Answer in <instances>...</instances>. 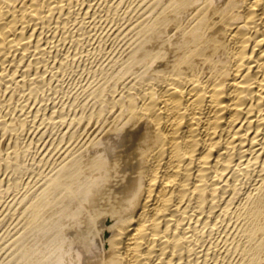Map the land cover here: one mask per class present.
Segmentation results:
<instances>
[{
  "label": "bare ground",
  "instance_id": "obj_1",
  "mask_svg": "<svg viewBox=\"0 0 264 264\" xmlns=\"http://www.w3.org/2000/svg\"><path fill=\"white\" fill-rule=\"evenodd\" d=\"M12 207L32 238L52 212L82 216L53 264H264V0H0Z\"/></svg>",
  "mask_w": 264,
  "mask_h": 264
},
{
  "label": "rangeland",
  "instance_id": "obj_2",
  "mask_svg": "<svg viewBox=\"0 0 264 264\" xmlns=\"http://www.w3.org/2000/svg\"><path fill=\"white\" fill-rule=\"evenodd\" d=\"M94 64H96V63H94ZM76 68H75V72H69L68 74H65V76H64V84H63V86H62V89L61 90H63V91H65V90H68L67 91V93H68V95H75L76 96V92L77 93H79L82 89H84L83 87H85V85L86 84H88L89 83V81L91 82V78H90V74H87L88 73V70L86 69V67H87V65L84 63V62H82V63H79V65L78 66H75ZM80 69V70H79ZM82 69V70H81ZM87 70V71H86ZM84 71V72H83ZM83 73V74H82ZM88 75H86V74ZM77 74V75H76ZM72 75V76H71ZM67 76V77H66ZM85 76V77H84ZM72 77V78H71ZM76 79V80H75ZM77 81H79V82H77ZM85 81V82H84ZM87 81V82H86ZM83 84H81V83ZM66 83V84H65ZM79 83V84H78ZM84 83H85V85H84ZM76 84H78V85H76ZM81 85V86H80ZM70 86V87H69ZM81 89H80V88ZM64 88V89H63ZM70 89H71V91H70ZM77 90V91H76ZM70 91V92H69ZM61 93H62V91H61ZM61 93H57L60 97H61ZM72 96V97H73ZM72 110V113H71V116H75L74 114L76 113V111L72 108L71 109ZM75 112V113H74ZM47 131V132H46ZM45 131V134H46V136H45V134H44V138H45V142H46V144H50L51 142H53V140L55 139V141L56 140H58V139H60L61 137H60V135H63L64 134V131L62 132L60 129H57V128H54V129H52V128H48L47 130ZM53 132V133H52ZM52 133V134H51ZM54 134V135H53ZM51 135V136H50ZM54 136V137H53ZM60 137V138H59ZM49 138V139H48ZM51 139V140H50ZM50 141V142H49ZM59 141V140H58ZM38 147H39V145H38ZM36 150V148L34 147L33 149H32V153H30V154H27V156L28 157H26V159H25V156H23L22 158H24V159H22L21 158V163L22 164H24L25 166L27 165L28 166V168H30L32 165H33V162H34V160H32L33 158H34V156H35V150ZM33 156V157H31V156ZM24 162V163H23ZM30 163V164H29ZM32 163V164H31ZM26 166V167H27ZM30 166V167H29ZM34 167V166H33ZM4 173V174H3ZM6 173V174H5ZM3 175H5V176H3ZM9 175H11V174H8V172H6V171H4V170H2V172H1V177L2 178H4V179H6L7 180V177H9ZM13 175V174H12ZM28 175L29 174H27V175H25L24 176V178H26V177H28ZM6 182V181H5ZM5 182H4V185H5ZM35 189H36V187L33 189V191H35ZM19 197V196H18ZM80 201V200H79ZM83 203V202H82ZM81 203V204H82ZM12 208H14V209H12ZM12 208H10V210L7 212H4L2 215L0 214V219H2V220H0V264H24V262L25 261H23L22 259V261H18L19 259H18V255L19 254H21L20 253V251H22L23 252V250L24 249H26V247L27 246H30L29 245V243L31 242V243H33L32 245H33V247H31V248H34L33 250H34V253H32L31 254V257L29 258V260L27 259V262H26V264H30L31 262H32V264L34 263V264H53V263H55V261H56V259L57 258H59L60 257V259L61 258H68L69 257V255H68V253L71 251L70 249H72V251L70 252L71 253V255H73V253L75 252V247H74V244L76 243V237L75 236H73L74 234H73V231L71 232V231H69V230H71V229H73L74 228V226H75V224H77V226H78V224L80 223V219H81V217L82 216H80V214H76V215H74V216H72V215H69L68 214V210H65V211H58V212H52V214H51V219L53 220H55L56 218V221H52L51 219H48L47 221H46V218H42L41 219V221H38L39 222V224L40 225H42V228H44V230L46 229V232H47V230L49 231L48 233H54L53 235H51L50 234V237L48 238V237H46L45 238V236H47V233L46 232H44V230L41 228L40 230H41V233H40V230H37V231H35L34 232V237L32 238V234L30 233V231H27L26 230V232H24L25 230L23 229L24 228V226H25V224L24 223H26V220H27V218H25L26 217V215L25 216H23V215H21V213L19 212H17L16 211V207H12ZM12 210V211H11ZM15 213H14V212ZM67 211V212H66ZM11 212H12V214H11ZM60 212H61V214H60ZM67 214H66V213ZM57 213H59V214H57ZM65 213V214H64ZM11 214V215H10ZM13 214H14V216H13ZM19 214H20V216H21V219L19 218L20 216H19ZM63 214V216H61ZM3 215H6V216H4V217H2ZM52 215L54 216V215H56L55 217H53L52 218ZM60 216V218L59 219H63L62 221L60 220V221H58L57 222V220H59L58 219V216ZM13 216V217H12ZM18 216V217H17ZM15 217V218H14ZM50 217H48V218H50ZM63 217V218H62ZM7 218V219H6ZM12 218H13V222L11 221L12 220ZM16 218H17V220H16ZM3 219H4V223H2L3 222ZM6 219V220H5ZM19 219V220H18ZM26 219V220H25ZM15 220V221H14ZM46 222H45V221ZM65 220H66V222L69 220V221H71V223L73 222L74 224L72 225L69 221V224H71L72 226V228L69 226V224H68V222H67V224H66V222H65ZM52 221V222H51ZM43 222H45V224L47 225L48 223H49V225H51L50 226V228H49V226L47 225H45V224H43ZM51 222V223H50ZM53 222H57L56 224L55 223H53ZM60 222V223H59ZM63 222H65L64 224H62ZM12 223V224H11ZM42 223V224H41ZM53 223V224H52ZM59 226H58V225ZM62 224V225H61ZM4 225V226H3ZM46 226V227H44V226ZM56 225V226H55ZM19 226V227H18ZM61 226H62V228H61ZM67 227L68 229H65V227ZM6 227H8V228H6ZM12 227V228H11ZM64 227V228H63ZM70 228V229H69ZM16 229V230H15ZM51 229V230H50ZM61 229L63 230V229H65V230H63V233L62 232H59V231H61ZM24 230V231H23ZM66 230H68L67 232H66ZM3 231V232H2ZM7 231V232H6ZM16 232V234H15V232ZM12 232V233H11ZM29 232V233H28ZM37 232V233H36ZM59 232V233H58ZM70 234H69V233ZM2 233V234H1ZM18 233H19V235H18ZM57 233V234H56ZM71 233L73 234L72 236H69V235H71ZM4 234V235H3ZM11 236H10V235ZM21 234H23L24 236H21ZM25 234H29V235H26V236H28V237H26L25 236ZM43 236H41V235ZM60 234H62L61 235V237L60 236H57V235H60ZM13 235V236H12ZM35 235H36V237H35ZM39 236V239H43V238H45L44 240H42V241H38V239H36L38 236ZM45 235V236H44ZM56 235V236H55ZM65 235V236H64ZM68 237H67V236ZM5 236V237H4ZM21 236V242H20V240H19V237ZM49 236V235H48ZM18 238V239H16V238ZM22 237H23V239H22ZM25 237V238H24ZM31 237V238H30ZM72 237V238H71ZM68 238V239H67ZM71 238V239H70ZM26 239L28 240V241H26ZM31 239H32V241H31ZM34 239H35V241L37 240V242L36 243H34L35 241H34ZM67 239V240H66ZM9 240V241H8ZM25 240V241H24ZM46 240V241H45ZM64 240H66L68 243H70V247H74V248H70L68 245L69 244H67L66 243V241H64ZM68 240H70V241H68ZM7 241H8V243H7ZM11 241V242H10ZM24 241V242H23ZM65 243H64V242ZM10 242V243H9ZM38 242H40V243H38ZM42 242V243H41ZM72 242V243H71ZM75 242V243H74ZM16 243V245H18V246H16V245H14ZM23 243V244H22ZM30 243V244H31ZM38 243V244H37ZM63 243V244H62ZM8 246H7V245ZM35 244L37 245V247H38V245H39V247H40V250H39V247H38V249L36 248V246H35ZM60 244H62V245H60ZM65 244V245H64ZM15 247H14V246ZM31 245V246H32ZM43 245H45V248H47V247H49V248H47V249H45V248H42L41 246H43ZM67 245V247H64V246H66ZM7 246V247H6ZM12 246V247H11ZM24 246V247H23ZM35 246V247H34ZM5 247H6V249H5ZM11 247V248H10ZM51 247V248H50ZM53 247H55V248H53ZM70 249H69V248ZM41 248H42V250H41ZM56 248H59V249H56ZM61 248V249H60ZM66 249V248H68V250L66 249V250H64V249ZM10 249H12L11 250V254H10ZM16 249V250H15ZM23 249V250H22ZM4 250V251H3ZM15 250V251H14ZM35 250H36V252H35ZM39 250V251H38ZM47 250H48V252H47ZM52 250V251H51ZM59 251V250H61L62 252H60V254H58V255H60V256H58L57 255V251ZM3 251V252H2ZM40 253H38V252ZM45 251H46V253H45ZM56 251V252H55ZM64 251V252H63ZM66 251V252H65ZM17 252V253H16ZM50 252V253H49ZM9 253V254H8ZM16 253V254H15ZM38 255H37V254ZM49 253V254H48ZM53 255H52V254ZM59 253V252H58ZM63 253H65V254H63ZM69 253V254H70ZM35 254V255H34ZM45 254V255H44ZM7 255V256H6ZM12 255V256H11ZM13 255H14V257H13ZM48 255V256H47ZM68 255V256H67ZM18 256V257H17ZM37 256V257H36ZM44 256V257H43ZM17 257V258H16ZM8 258H12V259H9V261H10V263H8ZM34 258V259H33ZM53 258V259H52ZM56 258V259H55ZM64 258V259H65ZM46 259V260H45ZM63 259V260H64ZM7 262H6V261ZM11 260H12V262L13 263H11ZM13 260H15V261H13ZM33 260V261H32ZM52 260V262L50 263L49 261H51ZM39 261V263H37ZM44 261V262H43ZM62 261V260H61ZM60 261V263L61 264H65V260L64 261H62L61 262ZM2 262V263H1ZM36 262V263H35Z\"/></svg>",
  "mask_w": 264,
  "mask_h": 264
}]
</instances>
